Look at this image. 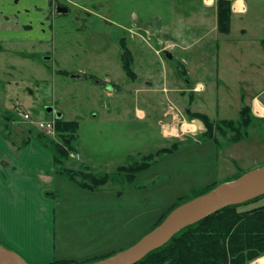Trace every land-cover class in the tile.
Here are the masks:
<instances>
[{"label": "rangeland", "instance_id": "rangeland-1", "mask_svg": "<svg viewBox=\"0 0 264 264\" xmlns=\"http://www.w3.org/2000/svg\"><path fill=\"white\" fill-rule=\"evenodd\" d=\"M187 1L189 0H57V4L69 8L70 13L65 17L52 18V42L30 46L0 42V135L6 137L9 144L12 142V145L20 147L27 139L36 142V136L39 134L60 143L56 136H47L36 126L39 121H50L46 119L44 109L54 103H58V107H66L67 112L70 111L69 117H75L70 121L77 122L81 116L87 117L83 107L95 101H85L92 91L85 87L74 88L65 96L64 92H61L63 79L57 76L52 81L47 77L49 74L61 69L81 67L88 70V73L93 75L92 78L99 81L107 78L123 89L111 98L103 96L108 105L106 108V112L110 114L108 117H102L98 108L91 107L90 111L99 113L98 118L80 122L82 125L80 135L85 148L83 154L93 162L95 172L81 168L79 162L70 156L64 162V166L73 171L97 176L105 172L110 173L107 184L97 189L96 194L99 197L82 191L80 194L75 189L52 191L50 195H47L48 193L44 195L55 209L53 228L57 250L65 251L67 247L63 244V239L66 237L71 239L69 247L75 252L81 249L79 250L81 255L73 256L76 260H85L86 258H80L82 255H87L89 260L105 251H119L125 246L129 248L133 243L131 241L135 239L138 241L153 229L151 220L156 219L170 202L178 198H187L191 201L196 195L195 190H200L206 184L214 182L220 185L230 182L237 176L264 166V121L254 118L253 125L247 130V137L237 143L228 141L231 133L224 131L223 135L226 128L221 132L214 130L216 143L199 134L194 136L199 146L205 147L204 151H208L198 157L197 152L186 154V146L197 147L196 141L191 142L193 139L187 136L192 133L183 135L181 128H174L177 134L165 131L167 136L165 138L171 140L170 147L182 141L191 143H184L176 153L156 157L151 167L138 177L146 179L155 174L156 179L148 181L144 187L139 183L134 184L137 181L129 185L122 181V178L116 177V168L125 165L129 161L128 156L148 155L155 152L159 144L161 146L158 136L160 129L155 124L156 120L150 116L148 120L140 122L133 117L134 106L142 107L144 104L141 99L137 104L132 91H125L128 85L132 87V82L126 78L120 66V40L125 39L134 56L132 70H139L146 64L161 66V63L153 54L152 40L144 37L139 43H133L122 27L126 23L152 22L154 18L161 17L169 22V19L177 15V11H184L183 7L188 9L185 5ZM193 1L196 3L198 0ZM201 45L205 46L206 42H201ZM201 45L194 47L190 52L201 51ZM44 52H48V55L53 54V58L42 61L45 58ZM159 59L166 66L169 76L173 74L178 76L183 67L181 64L184 63L187 67L190 60H193L189 53L181 54L172 60L163 55ZM15 102L21 105L9 109V105ZM194 104L200 106L203 103L200 99H195ZM17 107L27 111L33 121L18 118L14 113ZM77 108H81V111H77ZM100 108L103 109L102 106ZM199 109L203 110L200 107ZM206 111L216 122L222 118L232 120L238 118L233 110L217 116H214L210 108ZM3 112H6L5 117H8V121L4 119ZM167 125L171 126V123ZM161 128L163 130L162 126ZM203 129L205 132V128ZM140 160L141 157L136 161ZM77 178L78 183L87 182ZM76 181L73 182L75 185ZM129 187L144 188L139 190L142 193L135 198L132 197L135 194L130 195V198L116 196L118 192H126ZM88 195L92 197L87 199ZM259 206H264V198L240 207L239 210ZM126 208L132 211L139 209L149 214L144 218L130 216L121 219L130 223L136 220L134 225L131 224L134 229L130 228L128 232L125 230L117 241L111 244L110 242L117 237L119 229L117 222L122 217L121 210L123 209L125 214ZM95 242L99 244L97 247L86 250L89 244ZM106 245L108 248L104 249Z\"/></svg>", "mask_w": 264, "mask_h": 264}, {"label": "crops", "instance_id": "crops-1", "mask_svg": "<svg viewBox=\"0 0 264 264\" xmlns=\"http://www.w3.org/2000/svg\"><path fill=\"white\" fill-rule=\"evenodd\" d=\"M57 5V0H0V42L28 46L52 42V18L66 16H53L54 8ZM185 5L188 9L183 7L184 11H177V15L169 19V22L161 17L154 18L152 22L126 23L122 27L133 43H139L144 40V37L152 40L154 42L153 54L161 63V66L146 64L139 70H133L135 74L133 80L126 77L132 82V87L128 85L125 91H132V96L137 104L140 99L144 104L142 107L134 106L133 117L137 121L144 122L151 116L153 120H156L155 124L160 129L158 136L161 146L159 144V148L148 155L161 149L170 148L171 140L165 138L167 136H165L161 124L171 123L172 115L175 112H178L185 121L191 122L193 132L191 135H187L189 139H193L190 140L191 142H194L196 135L204 133V126L199 120L189 119L191 113L204 114L213 119L206 111L209 108L214 116L233 110L239 118L240 109L243 106H248L253 118L264 121V50L260 45L261 40H264V0H231L230 26L227 34H221L217 30L215 0H198L196 3L189 0ZM67 9L69 14L70 10ZM180 9L181 7L178 10ZM201 42H206V45H201ZM200 45L201 51L190 52L194 47ZM44 53L45 58L42 61L53 58V54ZM186 53H189L193 60H190L187 67L184 66V63L181 64L183 67H181L182 71L178 76L176 74L169 76L166 66L159 58L163 55L168 60H172ZM88 72L86 69L76 67L70 70H58L47 77L52 81L57 76L63 79L61 92H64L65 96L74 88L85 87L92 91L88 95L94 98L87 97L85 101H95L90 103V106L86 104L83 107L85 108L83 112L87 117L81 116L77 121L76 141L73 144V150L69 151L68 155L74 161H78L81 168L95 172L96 167L92 165L93 162H90V158L83 154L85 148L80 135L82 126L80 122L88 121L89 118H98L99 113L90 111L91 107L98 108L102 117H108L110 115L109 112H106L108 105H106L103 96L111 98L115 93L122 92L123 89L107 78L103 81L92 78L93 75ZM87 84L91 86L89 87ZM195 99H200L203 104L195 105ZM17 105H21V103L15 102L9 105V109ZM101 106L103 109L100 108ZM168 106H172L173 111H170ZM47 108L51 110L48 112ZM44 110L47 114L46 119L62 118L64 121L75 119V117H69L70 111L67 112L66 107H58V103L46 106ZM76 110L81 111V108ZM2 114L6 119V112ZM220 120L232 119L222 118ZM163 142L165 144H162ZM191 142L182 141L176 144L177 149L173 153L180 151L179 149L184 143ZM195 143L196 148L191 145L186 146V154L189 155L193 151L198 153L196 155L198 157V155L201 156L208 152L204 151L205 147L199 146L197 141ZM17 148L0 136V244L13 250L27 264H49L54 260L85 263L112 252L113 250L105 251L89 260H87V255H82L80 258H86L85 260H76L73 256L81 255L79 251L81 249L75 252L73 248H70L72 240L67 237L63 239V244L67 247L65 251L57 250L53 228L55 209L52 202L44 198L45 193L50 195L52 191L75 189L80 194L84 192L99 197L96 194L98 190L86 191L64 177L55 176L51 153L37 142L29 140L23 149L18 151ZM144 156L147 155L128 156L129 161L119 167L127 166L131 159L132 162H137V158ZM195 159L197 158L195 157ZM119 167L115 170L116 177L122 178V181L129 185H133L137 181L134 184L139 183L144 186L148 181L157 178L155 174L146 179L138 178L147 169L136 173L130 181L126 173L117 172ZM105 174L109 175L110 173L105 172ZM210 184L212 182L200 189ZM144 187L135 189L129 187L126 192H118L116 196L130 198V195L135 194L132 195L135 198L142 193L139 190ZM87 197L90 199L92 196L88 195ZM81 198L79 199L81 200ZM173 202L175 201L170 202L156 219L151 220L153 226ZM137 210L132 211L126 208L125 214L124 210H121L122 217L117 222V227H119L116 233L117 237L110 242L111 244L115 243L125 230L128 232L130 228L134 229L131 224L134 225L136 220L130 223V221H121V219L130 216L144 218L149 214ZM136 241L137 239L131 242ZM98 245L97 242L89 244L86 250ZM106 248H108L107 245L104 249ZM249 264H264V255Z\"/></svg>", "mask_w": 264, "mask_h": 264}, {"label": "trees", "instance_id": "trees-1", "mask_svg": "<svg viewBox=\"0 0 264 264\" xmlns=\"http://www.w3.org/2000/svg\"><path fill=\"white\" fill-rule=\"evenodd\" d=\"M230 2L231 0H215L217 30L221 34L229 33ZM260 45L264 50V40H261ZM119 46L121 69L126 77L133 80L135 79V74L132 70L133 55L125 40L121 39ZM189 119L199 120L205 128L202 136L213 143L217 142L214 137V130L221 132L226 128V130H223V135H225L224 131L231 133L228 141L237 143L247 137V130L254 122L248 106H243L240 109L237 120H219L216 122L208 116L198 113H191ZM6 120L8 121V117H6ZM77 129V122L64 121L62 118H58L54 120V130L55 136L60 143L48 140L47 137L40 134L36 136L37 140H35L51 153L55 176L64 177L72 182L78 180L77 177L82 178L84 182H87L83 184V182L78 183L76 181L79 187L86 191H96L109 181L110 176L108 174L97 176L91 173L73 171L64 166V162L69 158V151L73 150ZM0 136L3 137L2 135ZM3 138L7 140L6 137ZM29 140L22 142L17 150L23 149ZM176 149V144L168 149H161L154 154L142 157L139 162H132L125 167H119L117 172L126 173L131 181L136 173L147 170L155 157L171 154ZM216 186L217 184L212 183L203 189L195 191L196 195L193 198L207 193ZM262 198H264V195L242 205L225 207L207 218L183 228L164 246L148 253L136 264H249L264 255V206L243 211H239V208L256 203ZM188 201L190 200L187 198H178L152 228L154 229L158 226L172 210ZM134 243L136 242H133L129 247L134 245ZM2 246L7 248L4 245ZM125 249L109 252L85 263H77L71 260H54L49 264H89L109 258Z\"/></svg>", "mask_w": 264, "mask_h": 264}, {"label": "water", "instance_id": "water-1", "mask_svg": "<svg viewBox=\"0 0 264 264\" xmlns=\"http://www.w3.org/2000/svg\"><path fill=\"white\" fill-rule=\"evenodd\" d=\"M68 9L57 5L53 16H65ZM51 109L47 108L49 112ZM264 195V166L239 178L217 185L172 210L164 220L131 247L89 264H136L148 253L164 246L185 227L191 226L228 206L242 205ZM0 264H27L17 253L0 244Z\"/></svg>", "mask_w": 264, "mask_h": 264}, {"label": "built area", "instance_id": "built-area-1", "mask_svg": "<svg viewBox=\"0 0 264 264\" xmlns=\"http://www.w3.org/2000/svg\"><path fill=\"white\" fill-rule=\"evenodd\" d=\"M170 111H173V107L172 106H168ZM15 115L20 118L23 119L25 121H33L31 119V115L25 111L23 108L17 107L14 110ZM181 122L180 124H178L177 122ZM171 126L168 125H164L161 124L163 127L164 132H168L171 133V131H173V133L177 134V130L174 128H181L182 129V133L183 134H189L192 133V124L191 122H186L184 119H182V117L180 116V114L178 112H175L172 115V122H171ZM36 126L38 127V129L40 131H42L44 134H46L47 136H55V130H54V120H50V121H39L36 123Z\"/></svg>", "mask_w": 264, "mask_h": 264}]
</instances>
